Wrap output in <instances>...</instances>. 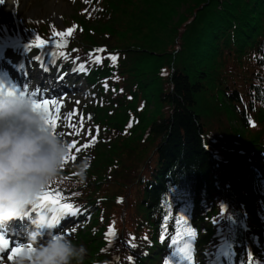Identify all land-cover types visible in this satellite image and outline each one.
Listing matches in <instances>:
<instances>
[{
  "label": "trees",
  "instance_id": "obj_1",
  "mask_svg": "<svg viewBox=\"0 0 264 264\" xmlns=\"http://www.w3.org/2000/svg\"><path fill=\"white\" fill-rule=\"evenodd\" d=\"M67 1L60 22L24 27L83 65L50 185L83 264H171L186 241L206 264L220 234L221 264H248V246L264 264V0Z\"/></svg>",
  "mask_w": 264,
  "mask_h": 264
},
{
  "label": "clouds",
  "instance_id": "obj_2",
  "mask_svg": "<svg viewBox=\"0 0 264 264\" xmlns=\"http://www.w3.org/2000/svg\"><path fill=\"white\" fill-rule=\"evenodd\" d=\"M34 103L23 92L0 91V224L22 217L29 222L28 243L14 264H83L84 246L55 232L47 207H34L38 196L61 179L70 152ZM77 169L83 183L84 162ZM47 233L51 234L41 243Z\"/></svg>",
  "mask_w": 264,
  "mask_h": 264
},
{
  "label": "rangeland",
  "instance_id": "obj_3",
  "mask_svg": "<svg viewBox=\"0 0 264 264\" xmlns=\"http://www.w3.org/2000/svg\"><path fill=\"white\" fill-rule=\"evenodd\" d=\"M6 7V8H5ZM72 11V6L67 0H16V3L13 5V7H7L6 6V0L3 3H0V32H2L5 37L4 39L10 40V39H18L19 40V47L16 48L14 55L16 60H19L21 58L25 59H34L35 55L38 53L37 47H35V44L37 42H33L34 45L30 48L26 47L23 44L28 41H32V39H36L35 37H32L28 34L24 27L25 20H43L46 18H53L55 21L60 22L61 16L64 14H69ZM9 28L10 32L12 34L8 35L6 33V29ZM32 38V39H31ZM0 40L2 39V36L0 35ZM54 46L53 43L44 44L43 46L39 47L40 49L42 47L49 48L51 52H53L52 47ZM2 50V49H0ZM42 56V54H40ZM62 59H57V65L61 63ZM67 67V66H66ZM35 68V63L31 67V71L28 70L27 73L33 74ZM58 70V68H55V72ZM79 68L78 67H72L66 71H61L60 73V80H55V75L51 73L49 75L50 82L53 87H60L57 92L58 94L52 97H47L49 101L55 100L56 105L52 106V111L54 115H58V123L57 127L54 130L55 133L59 134L62 138L64 135L67 134L70 128L71 122L74 119V116L77 115L78 109L75 106V102L77 101L75 99V96L81 97L82 94H88L89 91L85 88V86L82 84V80L80 76L78 75ZM74 75H73V74ZM72 74V75H71ZM47 76V75H45ZM69 79V81L65 82L68 86V90L63 89V78ZM75 77V79H73ZM39 80V78H37ZM35 85H33V88ZM47 88V87H45ZM85 90V92H84ZM43 99L39 100V102H42ZM56 108H59V113L57 114ZM65 218V219H64ZM64 219L61 227H65L69 221L70 217L63 216ZM28 228V227H27ZM25 229V233L26 230ZM59 228V227H57ZM56 233H60V229H57L55 231ZM51 233H47L44 238L40 241L41 243L44 242L48 238V235ZM190 243V242H187ZM185 243V244H187ZM184 244V245H185ZM183 245V246H184ZM225 241L224 237L220 234L219 240L216 243L208 244L205 247H200V250L202 253H208L207 263L206 264H221L220 262V255L225 250ZM193 249L191 247V250L186 253H178L176 255V258L174 259L173 264H197L196 261L193 259ZM248 264H257L255 260L249 259Z\"/></svg>",
  "mask_w": 264,
  "mask_h": 264
},
{
  "label": "snow or ice",
  "instance_id": "obj_4",
  "mask_svg": "<svg viewBox=\"0 0 264 264\" xmlns=\"http://www.w3.org/2000/svg\"><path fill=\"white\" fill-rule=\"evenodd\" d=\"M3 2H5V0H0V3H3ZM72 31H73V29L69 28V29H67L66 33L60 32V33H55L54 35L64 36L66 34H70ZM36 41H37V43L35 44V47H37V48L43 46L46 43V41L41 39L39 36L36 37ZM110 59L115 61L117 59V57L115 55H112L110 57ZM96 60H97V62H99V57H97ZM81 67L83 68V65H81ZM34 100H35L34 108L44 111V113L46 114L45 123L47 126L51 127L53 129V132L55 133L54 130L57 127L58 115L53 114L52 106L56 105V101L55 100L49 101L48 99H44V100H42V102H38L35 98H34ZM56 112H57V114L59 113V108H56ZM97 133H99L98 128H97ZM78 134L79 133H77V135ZM95 139H96V137H93L92 142H94ZM74 143L75 142H73V144ZM90 143L85 144L84 147L85 148L90 147ZM73 144H69L70 149L73 147ZM77 151H79V149H77ZM66 160H67V158L65 159V161ZM34 207H47L48 210L53 213L52 222L54 225L58 224L60 222V219L62 218V213H64V212L71 213V212L75 211V209L73 208V206L71 204L62 202L61 194H60L59 190L52 189L50 185L42 194H40L38 196L37 204L34 205ZM110 232L114 235V232H112L111 229H110ZM186 235L189 237V239H191V237H193L195 235V233L191 229H189L188 232L186 233ZM165 238L166 237H161V240L163 241ZM8 243H9V241L5 238V236L3 234H0V253L4 252L5 247H6V245H8ZM171 243L173 245H175L178 243V241L175 238H173L171 240ZM23 247L24 246H18V247L11 248V254L7 256V260L10 262H14L17 255L21 251H23ZM29 247H31L30 244H29ZM190 250H191V243H187L183 247L177 249V251L182 253V254L189 252ZM165 264H169V261L166 260Z\"/></svg>",
  "mask_w": 264,
  "mask_h": 264
},
{
  "label": "bare ground",
  "instance_id": "obj_5",
  "mask_svg": "<svg viewBox=\"0 0 264 264\" xmlns=\"http://www.w3.org/2000/svg\"><path fill=\"white\" fill-rule=\"evenodd\" d=\"M16 3V0H6V6L7 7H13V5ZM6 8V7H5ZM0 84L4 85L6 84L4 81H1ZM57 87H54V90H56ZM33 98H37L36 96L33 95ZM17 239H14L13 242L11 243L12 246H9L5 252V254L0 258V262L1 264H14V262H10L7 260V256L11 254V248L13 247H18V246H24L26 243H28L27 241V237L26 236H16Z\"/></svg>",
  "mask_w": 264,
  "mask_h": 264
}]
</instances>
